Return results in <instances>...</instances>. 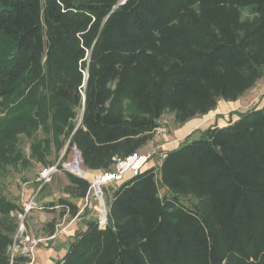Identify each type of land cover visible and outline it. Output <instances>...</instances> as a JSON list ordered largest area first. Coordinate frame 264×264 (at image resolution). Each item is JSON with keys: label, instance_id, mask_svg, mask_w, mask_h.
I'll use <instances>...</instances> for the list:
<instances>
[{"label": "trees", "instance_id": "16d2710c", "mask_svg": "<svg viewBox=\"0 0 264 264\" xmlns=\"http://www.w3.org/2000/svg\"><path fill=\"white\" fill-rule=\"evenodd\" d=\"M120 1L0 0V109L11 115L0 124V264L19 210L1 180L28 166L20 137L43 166L54 141L74 148L64 191L84 199L83 169L111 171L164 115L181 125L264 76V0ZM56 203L78 214L69 198ZM55 264H264V106L116 186L104 224L88 221Z\"/></svg>", "mask_w": 264, "mask_h": 264}, {"label": "crops", "instance_id": "0c3cea01", "mask_svg": "<svg viewBox=\"0 0 264 264\" xmlns=\"http://www.w3.org/2000/svg\"><path fill=\"white\" fill-rule=\"evenodd\" d=\"M252 94H255V96H253ZM263 106L264 76L260 80H258L252 88L247 90L239 99L235 101L219 100L213 110L202 116H196L181 125L174 124L173 121H168V132L164 136L153 137L149 141L151 144H146L142 149L148 150L150 148L156 147L159 149V151L163 152L172 150L188 137L194 138L198 136L199 133L207 130L210 127H224L231 121H234L239 114L244 113L252 108H260ZM168 115V118L173 119V116L171 114ZM169 125H171V127ZM83 170L88 172L91 176L99 172L86 169ZM54 176H56V174ZM129 178L130 177L119 183H116L115 185H106L104 187L107 208L112 190ZM47 184L44 185L37 194V201L38 204L42 207V210H38L36 212L34 210V212L29 214L30 216L26 220V228L29 234H32L30 226L34 227L33 225H35V227L40 228L41 232L39 234L40 236L38 237L41 238V242L38 243V245H47V243L50 245L46 246L47 252L42 253V259L40 258V256H36V248L38 247V245H36L33 251V261L31 263L26 262L25 264H55L65 255L68 250L69 243L72 241L75 235L86 228L88 221L98 219V204L95 200L89 201L85 206L84 199H76L71 195H67L64 191L65 194L63 195V197L69 198L71 202L77 205L79 209L78 214L75 217H70L68 214H66V212H62L64 217L62 218V221H57L58 223L55 221L56 228L54 234L51 236L44 234V224L48 223V221H53L51 219L55 218L54 220H56L58 218L56 216H58L57 214L60 211V206L56 203V199L61 197L58 196L57 198H55V195L51 194L50 196H45V198L41 201L38 200V195L42 193L41 191L45 186H47ZM68 184L69 182L67 179L65 186H67ZM36 187L37 185H34L28 189L29 192L27 193L29 195L25 200H27L34 193Z\"/></svg>", "mask_w": 264, "mask_h": 264}, {"label": "built area", "instance_id": "2783aa9c", "mask_svg": "<svg viewBox=\"0 0 264 264\" xmlns=\"http://www.w3.org/2000/svg\"><path fill=\"white\" fill-rule=\"evenodd\" d=\"M167 124L168 121L163 120L162 117L158 121V125L154 129L153 137L164 136L168 132ZM155 156L158 157L159 161H162L165 158V152L156 150H150L148 152L137 151L124 158L113 159L114 165L111 171H99L98 173L91 176V180L86 179L89 183V188L84 197L85 206L91 200H95L97 202V210L100 214L98 215L97 220L100 225H103L106 220L104 187L106 185H115L116 183H119L128 177L137 175L144 169L153 167L151 166L152 163L150 165V162L153 161L152 158ZM59 171V161L51 165L42 167L35 177V183L37 184V187L34 193L27 200H24L23 198L21 199L19 210L15 215L16 230L9 247L10 264H12L13 259L16 257L25 258L28 263H31L33 261L34 248L38 243L41 242V238L28 233L26 228V218L27 215L32 211L42 210V207L38 204L37 201V194L41 190V188L49 183L54 175Z\"/></svg>", "mask_w": 264, "mask_h": 264}, {"label": "rangeland", "instance_id": "374dc122", "mask_svg": "<svg viewBox=\"0 0 264 264\" xmlns=\"http://www.w3.org/2000/svg\"><path fill=\"white\" fill-rule=\"evenodd\" d=\"M240 16L242 20L245 19H251L253 16L252 13V9L250 7H245V8H240ZM256 87V86H255ZM258 87V86H257ZM253 96H255V94H252ZM77 121H79L80 115H81V111H78L77 114ZM169 115L166 114L163 116V120L172 122L173 119L168 118ZM11 118V115L9 114V112L7 110H2L0 109V124L9 121ZM171 127V125H169ZM167 128H168V124H167ZM173 134V133H172ZM36 137L38 139V137L40 139H44V138H48V136H45L40 130L37 131L36 133ZM21 138V147H22V151L24 153V158L26 159V162L28 163V166H21L18 165L17 168H7L5 176H3V179L1 180L2 182V186L5 188V191L8 195L9 198L13 199L18 205H20L21 203V199L23 198L24 200L27 198V196L29 195L27 192L28 189L31 186L37 185L35 183V177L38 173V171L44 167L43 164H38L35 163L33 161H31V157H30V150H29V140L20 137ZM60 141V140H58ZM148 145H150L151 143L148 142ZM66 146L64 144V147H62L61 149H58L56 146V143L54 141V143H52L49 148L47 149V151H43L45 153H48V155L46 156V161H48V164H53L56 163L57 161H59V165H60V171L56 174V176H54L52 178V180L47 184V186L44 187V189L41 191L42 193L38 195V200H43L45 198V196H50L51 194L55 195V198H57L58 196L63 197L64 193V189H65V185L67 182V176L66 173H70L71 171L68 169L69 165L70 167L72 166L73 162H74V157L76 156V151L74 148H72L68 153H66ZM41 150V148H40ZM150 150H156L159 151L158 148L154 147V148H150L148 150L142 149L141 152H148ZM42 151V150H41ZM163 152V151H162ZM153 161L150 162L153 163V167H157L159 165V163H161V161H159L158 157H153L152 158ZM80 167L81 169V163H80ZM72 174H74L73 172H71ZM110 190V188H109ZM58 199H56L57 201ZM104 202H105V211H106V216H107V201L106 198L104 196ZM60 210V208H59ZM38 210H35V212ZM34 212V211H32ZM31 212V213H32ZM58 217L56 220L54 221H62L63 213H61V210L58 212L57 214ZM97 215H100L98 213L97 210ZM30 215H27V218ZM26 218V220H27ZM32 219V218H29ZM50 220V221H51ZM49 222V221H48ZM58 223V222H57ZM34 227L30 226V230L31 233L34 234L36 237L40 236V232L41 229L38 227H35V225H33ZM43 230V227H42ZM34 231V232H33ZM43 233L45 234V232L43 231ZM38 245V244H37ZM50 244L47 243V245L45 244H39L38 247L36 248V256H40V258L42 259V253L47 252V248L46 246H49Z\"/></svg>", "mask_w": 264, "mask_h": 264}, {"label": "water", "instance_id": "95a60500", "mask_svg": "<svg viewBox=\"0 0 264 264\" xmlns=\"http://www.w3.org/2000/svg\"><path fill=\"white\" fill-rule=\"evenodd\" d=\"M124 1H125V0H121L119 4H122ZM77 154H79V153L77 152ZM82 172H84V171H82Z\"/></svg>", "mask_w": 264, "mask_h": 264}, {"label": "bare ground", "instance_id": "6f19581e", "mask_svg": "<svg viewBox=\"0 0 264 264\" xmlns=\"http://www.w3.org/2000/svg\"><path fill=\"white\" fill-rule=\"evenodd\" d=\"M90 180H91V175H90Z\"/></svg>", "mask_w": 264, "mask_h": 264}]
</instances>
